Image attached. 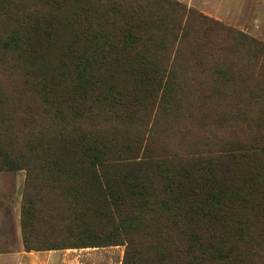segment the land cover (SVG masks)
Returning <instances> with one entry per match:
<instances>
[{
	"label": "trees",
	"instance_id": "1",
	"mask_svg": "<svg viewBox=\"0 0 264 264\" xmlns=\"http://www.w3.org/2000/svg\"><path fill=\"white\" fill-rule=\"evenodd\" d=\"M44 1L46 38L55 41L63 24L69 29L57 73L45 86L69 123L58 144L41 147L35 174L26 175L34 193L22 196L19 209L23 250L124 245L121 264H213L225 253L205 234L213 221L230 219L251 242L250 223L264 220V119H250L254 136L233 145L224 164L168 165L154 144L172 126L177 89L201 96L195 85L205 82L195 81V71L206 73V99L220 82L233 90L232 56L258 44L213 23L208 27L225 53L205 55L190 24L203 19L171 0ZM65 1L71 4L61 19ZM212 101L208 117L229 122V112L216 113ZM81 120L94 123V134L76 129ZM107 121L122 130L108 134L101 123ZM40 188L54 197L43 202ZM246 206L251 220L239 213Z\"/></svg>",
	"mask_w": 264,
	"mask_h": 264
},
{
	"label": "rangeland",
	"instance_id": "2",
	"mask_svg": "<svg viewBox=\"0 0 264 264\" xmlns=\"http://www.w3.org/2000/svg\"><path fill=\"white\" fill-rule=\"evenodd\" d=\"M171 1L203 19H195L190 24L196 31L192 35L201 45V52L207 56L225 53L219 47L217 31L208 27L209 24L213 27V23L230 28L258 44L242 47L237 55L232 56L238 67L234 72L233 90L231 84L220 82L216 94L206 99L209 94L206 89L208 79L203 76L206 73L195 71V81L205 82L195 85L200 86L201 96L196 99L188 94L187 86L184 91L177 89L173 97L177 112L172 120L169 119L172 126L163 127L166 129L163 135L156 136V152L168 165L196 162L202 166L210 160L214 165L221 161L224 164L225 159L221 157L234 149L233 145L254 136L250 119H264V0ZM64 4L65 9L61 8L59 13L63 16L61 19L67 16L71 3L65 1ZM47 12L44 0H0V264H121L124 245L28 252L22 248L19 209L22 196L32 197L34 193L26 175L35 174L33 168L42 157L39 154L41 147L58 144L67 129L65 124L69 123L65 112L60 113L63 108L58 107L51 97L49 99L45 90L48 78L57 73L55 67L69 29L63 24L57 30L55 41L50 42L44 35ZM36 23L39 30L34 31ZM177 67L172 69L175 75ZM212 99L217 101L216 113L229 112V122L224 124L208 117L210 106L214 105ZM244 118L249 120L248 125L243 123ZM81 123L76 129L85 127L87 133L94 134V123L90 125L83 120ZM101 123L106 124L108 134L122 130L111 121ZM150 124L149 120L147 126ZM226 142L228 146H225ZM37 193L45 199L43 202L54 197V192L44 188ZM232 205L233 211L242 209L237 204ZM245 208L239 213L253 219L248 206ZM212 226L205 237L213 238V245L225 253L223 257L218 254L220 261L215 264H264V220L256 218L250 223L249 237L253 238L249 243H245L247 237L243 235L248 232L245 229L236 232L237 224L231 219L224 225L213 221ZM202 261L210 264L208 260Z\"/></svg>",
	"mask_w": 264,
	"mask_h": 264
}]
</instances>
